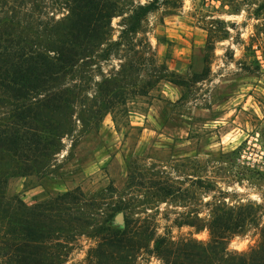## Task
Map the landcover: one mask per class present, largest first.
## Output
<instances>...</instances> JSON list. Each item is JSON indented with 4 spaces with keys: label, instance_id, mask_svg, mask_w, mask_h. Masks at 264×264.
<instances>
[{
    "label": "rangeland",
    "instance_id": "374dc122",
    "mask_svg": "<svg viewBox=\"0 0 264 264\" xmlns=\"http://www.w3.org/2000/svg\"><path fill=\"white\" fill-rule=\"evenodd\" d=\"M146 3L149 0H134ZM261 0H159L138 32L107 58L80 60L72 131L44 167L9 179L8 196L27 204L69 191L74 230L62 264H87L96 230L151 218L159 234L209 238L214 204L250 205L251 221L230 251L255 246L264 226V40L251 41ZM231 4V6H230ZM238 6V11L234 8ZM60 15V12L55 11ZM130 7L111 20L110 38L129 23ZM37 14H39L37 12ZM218 36L205 63L207 28ZM110 78L109 111L99 84ZM105 95L110 99L112 92ZM124 214V224L116 216ZM151 248V247H150ZM150 249L135 264H155Z\"/></svg>",
    "mask_w": 264,
    "mask_h": 264
},
{
    "label": "trees",
    "instance_id": "16d2710c",
    "mask_svg": "<svg viewBox=\"0 0 264 264\" xmlns=\"http://www.w3.org/2000/svg\"><path fill=\"white\" fill-rule=\"evenodd\" d=\"M158 4L159 0H0V264H62L76 227L90 223L88 215H72L69 191L27 204L8 196L7 184L14 176L44 167L46 158L72 131L77 96L76 85L68 79L78 62L107 58L138 32L140 21ZM128 7L130 21L113 40L111 20ZM253 16L262 19L250 36L257 43L264 40V0L255 3ZM207 32L205 66L195 75L209 73L210 52L218 36L212 25ZM112 81L99 84L105 112L118 92L108 88ZM250 207L214 204L205 223L207 240L159 234L146 216L126 219L120 227H100L87 264H135L136 253L146 249L158 257L155 264H264V226L260 241L249 250L228 249L230 238L253 219Z\"/></svg>",
    "mask_w": 264,
    "mask_h": 264
},
{
    "label": "water",
    "instance_id": "95a60500",
    "mask_svg": "<svg viewBox=\"0 0 264 264\" xmlns=\"http://www.w3.org/2000/svg\"><path fill=\"white\" fill-rule=\"evenodd\" d=\"M116 221H117V223L123 225L124 222H125V220H124V214L123 213L117 214Z\"/></svg>",
    "mask_w": 264,
    "mask_h": 264
}]
</instances>
